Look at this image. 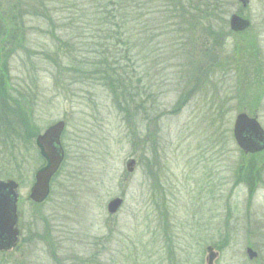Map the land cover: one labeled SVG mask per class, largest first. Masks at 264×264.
<instances>
[{"label": "rangeland", "instance_id": "374dc122", "mask_svg": "<svg viewBox=\"0 0 264 264\" xmlns=\"http://www.w3.org/2000/svg\"><path fill=\"white\" fill-rule=\"evenodd\" d=\"M57 1L47 20L38 9L25 19L24 46L10 47L0 81L12 107L0 109V180L21 183L22 228L19 247L0 253V264H207L208 247L219 254L214 264H264V152L245 154L233 135L242 113L264 129V0L247 8L210 0L215 13L204 18L152 2L157 10L133 38L143 53L124 62V75L134 69L153 109L148 100L128 105L129 96L100 82L98 64L119 57L99 56L114 43L93 16L96 0ZM187 2L175 5L199 4ZM233 16L250 28L231 30ZM61 121L65 160L49 199L36 205L30 190L45 165L36 139ZM116 198L123 206L110 215Z\"/></svg>", "mask_w": 264, "mask_h": 264}, {"label": "trees", "instance_id": "16d2710c", "mask_svg": "<svg viewBox=\"0 0 264 264\" xmlns=\"http://www.w3.org/2000/svg\"><path fill=\"white\" fill-rule=\"evenodd\" d=\"M155 0H96L93 2L94 6L98 8L93 16H95V20L99 22L100 26L108 28L109 37L107 40L114 43L111 47H107L106 51L100 52V57H110L111 50L116 52L117 57L119 59L114 60L115 62L112 65L106 64L105 61H101V64H98L100 67V72L96 71V74L101 77L100 82H104L108 87V82L111 83V86L114 88H118L120 95L125 99V95L129 99L127 100L128 105H133L139 107L137 104L142 105L149 103V109H153L156 106L153 101V96L148 93V87L142 86L143 81L140 78H137L134 74V69H131V72L128 73V77L124 74H127L126 69L130 68L129 65L125 64L131 63L130 59L134 57H138L143 53V50H140L141 46L135 45L133 38L137 39L138 31L146 28L149 23V11L157 10L155 7H151L152 2ZM170 5L168 8L172 10H177L178 8L182 9V11L187 10L185 8H189V10H194L195 12H200L203 15L215 13L212 9L213 4H211L210 0H193L196 3H201L203 6L194 5L193 7L189 5L188 7H182V5H175L176 0H170ZM184 5L188 3V0H180ZM57 2H61L60 0ZM75 6H77V0H73ZM203 2V3H202ZM206 2V4H205ZM208 2V3H207ZM51 4V0H0V81L10 73L9 67L11 59L15 56L14 51L10 49V47L21 48L24 45L23 43V35L25 34L23 28L25 27V19L29 16L36 15V9L42 10L45 17L43 20H47L49 14H47V5ZM63 6V4H61ZM211 5V7H210ZM73 7V6H71ZM70 9H73L71 8ZM164 7V5H163ZM193 8V9H192ZM178 9V10H180ZM76 18H85L87 12H82L81 9H78ZM186 12V11H185ZM71 15H74L73 13ZM198 17H196L197 19ZM203 18L201 20L196 21L195 26H201L204 21ZM74 20V19H71ZM76 20V19H75ZM62 19H59V22H62ZM73 23L72 21H70ZM63 23V22H62ZM201 24V25H200ZM69 27V25H66ZM118 36V38L116 37ZM60 41V39H59ZM63 44V45H62ZM62 45V46H61ZM79 47L82 45L74 44ZM134 45V46H133ZM83 47V46H82ZM81 47V48H82ZM60 50L66 52V54H70L72 49L68 46V43L60 41ZM24 50V49H23ZM76 51V47L74 49ZM61 51L55 53L54 56L59 57L61 55ZM47 56L46 53H43ZM52 57L53 55L50 54ZM52 57H47L52 58ZM55 58V57H54ZM101 59V58H100ZM118 67L121 68V72L119 73ZM133 68L135 66L132 65ZM136 69V68H135ZM146 71V70H145ZM92 74H95L94 69L90 71ZM122 74V75H119ZM104 75L106 79H104ZM119 85L121 87H119ZM145 85V84H143ZM147 86V85H146ZM138 87V89H137ZM138 90V91H137ZM145 93H143V91ZM115 93L116 89H112ZM141 95L144 96V99L137 100ZM119 96V94H118ZM143 104V106H144ZM10 101L5 93V87L2 85L0 87V109H11ZM260 256V255H259Z\"/></svg>", "mask_w": 264, "mask_h": 264}, {"label": "water", "instance_id": "95a60500", "mask_svg": "<svg viewBox=\"0 0 264 264\" xmlns=\"http://www.w3.org/2000/svg\"><path fill=\"white\" fill-rule=\"evenodd\" d=\"M245 7L248 0H239ZM249 23L233 16L230 27L233 31H242L248 28ZM65 129V122H58L48 128L37 138V146L47 164L39 170L35 176V184L30 192V200L41 204L50 195V183L57 174L65 159V153L61 144V138ZM234 139L238 147L245 154H257L264 152V129L258 121L257 116L250 117L243 113L236 117L233 129ZM136 162L130 160L126 167L128 172H133ZM18 184L14 181H0V251H8L17 242L19 232L15 228L17 225V195ZM121 198L113 199L108 203V213L116 214L123 206ZM249 260L257 258V253L253 249L246 250ZM207 264H214L219 254L212 248H207Z\"/></svg>", "mask_w": 264, "mask_h": 264}, {"label": "flooded vegetation", "instance_id": "af4514ba", "mask_svg": "<svg viewBox=\"0 0 264 264\" xmlns=\"http://www.w3.org/2000/svg\"><path fill=\"white\" fill-rule=\"evenodd\" d=\"M249 6V0H248V2H247V5H246V7L245 8H247ZM248 21V20H247ZM248 23H249V25H248V28H246L244 31H246V30H248L249 28H250V22L248 21ZM18 182V184H19V189H20V187H21V183L19 182V181H17ZM19 204L20 203H18V209H17V216H18V224H17V230H18V232H19V235H18V239H17V242H16V244H15V246L13 247V249H11V250H9V251H5V252H1L0 251V253H3V254H9V253H13V252H15V250H16V248L17 247H19V244L21 243V236H22V228H21V214H20V212H19Z\"/></svg>", "mask_w": 264, "mask_h": 264}]
</instances>
